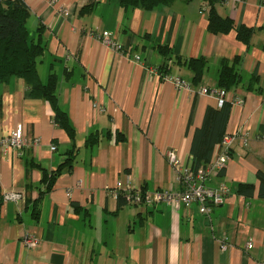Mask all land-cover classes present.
Wrapping results in <instances>:
<instances>
[{
  "label": "crops",
  "instance_id": "0c3cea01",
  "mask_svg": "<svg viewBox=\"0 0 264 264\" xmlns=\"http://www.w3.org/2000/svg\"><path fill=\"white\" fill-rule=\"evenodd\" d=\"M87 1L24 0L31 37L43 27L40 77L45 81L53 64L59 104L75 128L78 151L73 169L40 193L41 170L27 168L28 161L54 170L71 140L54 123L47 102L26 96L24 81H0V136L21 124L29 140L21 150L0 152V264H264V197L257 177L258 169L264 171V0H222L216 6L235 26L253 29L248 45L234 30H208L203 0H175L150 10L98 0L90 12L79 13ZM103 30L118 47L102 41ZM159 45L182 58L204 57L208 66L200 83H192L193 73L183 64L172 63L169 76H161ZM235 58L241 81L225 99L241 95L244 102H231L226 133L239 136L223 171L208 181L226 186L224 202L209 214L197 203L117 206L118 180L145 191L181 188L166 153L174 150L183 163L192 161L194 129L208 105H221L216 95L197 91L218 88L220 60ZM254 73L260 92L241 85ZM170 76L189 87L176 88ZM93 133L99 138L89 146ZM240 183L253 184V194H239ZM10 192L19 198L5 199Z\"/></svg>",
  "mask_w": 264,
  "mask_h": 264
},
{
  "label": "trees",
  "instance_id": "16d2710c",
  "mask_svg": "<svg viewBox=\"0 0 264 264\" xmlns=\"http://www.w3.org/2000/svg\"><path fill=\"white\" fill-rule=\"evenodd\" d=\"M175 0H119V4L127 8L139 7L150 10L158 5H170ZM222 0H203V5L208 10L207 28L211 33H228L235 31L236 38L246 45L253 29L248 26H235L233 19L229 16H223L217 11V4ZM98 0H88L81 8L79 13L90 12ZM30 16V9L24 0H0V81L6 82L11 77H17L25 82L26 96L29 98H39L49 105L54 123L62 128L71 140V147L66 151L64 160L54 170H48L33 160L28 161L27 168L37 167L41 170L40 183L43 190L39 192L50 191L57 178L63 171L73 169L77 156L78 147L74 144L75 128L73 127L67 112L60 106L57 93L58 75L53 64L49 68L47 79L43 81L38 71V63L45 52L46 45L43 40V27H37V34L33 38L27 27V21ZM159 51L164 55L165 61L158 67L157 71L161 76H166L173 64L186 65L193 73L192 83L198 84L203 78L207 69V60L204 57L182 58L172 54L168 45H159ZM238 59L232 61L221 59L218 69L217 84L219 88L226 90L234 89L241 81L239 69L237 68ZM64 74L68 78L71 71L64 69ZM166 74V75H165ZM246 90L260 92L258 85V75L254 73L249 80L241 84ZM231 102L223 101L220 107L208 105L205 109L202 123L193 131L190 154L194 167L206 164L212 156L214 146L221 141L226 133V124L229 118ZM118 139L124 136L120 133ZM99 136L97 133L91 134L86 144L91 146ZM221 169L220 172H222ZM257 177L259 179L258 195L264 197V171L258 169ZM29 188L30 185L27 184ZM144 190V189H143ZM237 192L244 196H251L254 192V185L251 183H240ZM38 201L33 202V215H38ZM126 200L123 193L117 196V206L125 205Z\"/></svg>",
  "mask_w": 264,
  "mask_h": 264
},
{
  "label": "built area",
  "instance_id": "2783aa9c",
  "mask_svg": "<svg viewBox=\"0 0 264 264\" xmlns=\"http://www.w3.org/2000/svg\"><path fill=\"white\" fill-rule=\"evenodd\" d=\"M100 37L105 44L115 48L118 47L110 31H101ZM136 58L139 57L136 56ZM168 76L166 75L165 78ZM169 78L178 89L188 86L179 77L170 76ZM197 92L216 95L221 104L226 100L225 98L228 95V90L219 87L211 89L207 86H201ZM230 101L241 105L244 102V98L241 95H234ZM238 136V133H225L221 141L214 146L211 159L206 164L198 167H194L192 161L190 163L180 161L174 150L167 151V161L169 165L176 169L177 181L181 186L178 190L163 189L145 191L143 189H135L130 185L129 180L126 179L125 181H117L113 193L116 198L119 193H123L126 203L131 205L149 206L164 201L172 206L178 207L181 203L187 206L192 203H197L201 213L209 214L213 207L221 205L224 202L228 190L224 184L212 187L208 185V181L221 169L225 168L230 158L231 146ZM28 143L29 140L23 134L22 125L18 124L10 134L0 136V152L3 153L8 148L21 150ZM50 149L55 150L56 146L51 144ZM19 196L20 194L17 192H10L3 195L5 199L14 200L19 198ZM26 243L31 246L34 245L35 240H27ZM221 247L226 248L227 246L226 244H222ZM251 247L252 241H248L246 248L249 249Z\"/></svg>",
  "mask_w": 264,
  "mask_h": 264
}]
</instances>
